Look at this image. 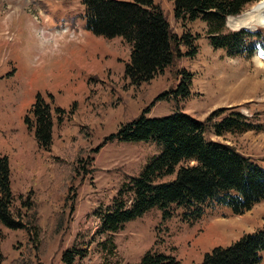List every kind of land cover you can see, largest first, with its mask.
<instances>
[{
	"label": "rangeland",
	"instance_id": "374dc122",
	"mask_svg": "<svg viewBox=\"0 0 264 264\" xmlns=\"http://www.w3.org/2000/svg\"><path fill=\"white\" fill-rule=\"evenodd\" d=\"M153 2L162 8L173 32L197 34L198 52L192 58H178L173 66L138 85L125 77L130 45L119 36L107 38L87 29L83 42L69 46L61 58L39 71L25 67L18 46L0 43V55L6 53L8 57L0 64V157L8 160L11 211L25 223L31 217L39 219L41 236L50 231L49 225L59 214L64 225L43 254L31 241L34 227L12 229L0 225V264H12L23 256L24 249L31 253L25 264H64L66 251L75 253L72 264H138L147 250L173 256L180 264H192L213 246L228 245L245 232L264 228V200L241 214L209 201L201 206L199 217L189 209L178 208L164 219L158 208H152L112 235L113 252H105L102 247L105 243L110 249L111 244L107 234L99 232L100 215L111 207L122 184L140 174L162 150L161 144L151 141H103L145 109L146 117L181 110L209 122V115L219 109L224 110L220 116H213L214 120L231 110L241 112L253 125L249 130L217 136L206 122L204 136L233 146L264 169V72L251 66L243 55L212 46L203 21L184 25L176 21L170 0ZM42 6L57 19L84 18L81 0H42ZM237 19L227 18L226 31ZM259 34L264 37V33ZM256 54L264 57V50L258 49ZM175 68L193 74L190 95L155 100L158 94L175 89L179 82ZM37 93L46 101L52 94L51 106L64 110L60 121L54 112L49 149L39 146L33 129L29 131L24 122ZM84 120L90 125L88 140L80 138ZM64 144L72 145V154L81 157L75 165L74 179L65 184L61 180L65 169L61 173L51 168V160ZM95 147L96 152L92 150ZM65 195L63 203L60 197ZM26 202L27 206L23 204ZM258 264H264V259Z\"/></svg>",
	"mask_w": 264,
	"mask_h": 264
},
{
	"label": "trees",
	"instance_id": "16d2710c",
	"mask_svg": "<svg viewBox=\"0 0 264 264\" xmlns=\"http://www.w3.org/2000/svg\"><path fill=\"white\" fill-rule=\"evenodd\" d=\"M170 1L176 21L183 25L197 19L206 23L209 42L215 48L242 55L243 49L247 47L251 53L252 41L262 37L259 33L252 34L247 31H226V17L238 13L250 0ZM81 3L86 5V8L83 7V14L90 32L107 38L119 36L130 45L124 74L133 85L153 79L165 68L173 66L178 58H192L198 52L197 34L187 30L181 34L173 32L164 11L153 0H81ZM174 72L179 77L175 89L158 94L155 100L169 97L177 100L190 95L193 74L178 68ZM52 99V94H48L46 101L41 93H37L24 116L27 129H33L37 143L44 149H49L52 143L54 112L57 121L61 120V114L64 113L62 108L51 106ZM223 110L212 112L208 117L211 119L209 122L181 110L161 117H146L145 109L104 139L103 144L117 139L123 142L153 141L162 145L161 152L146 163L139 175L130 177L122 184L111 207H107L100 215L99 232L107 234V242L111 244L110 249L105 243L102 244L105 252H113L115 248L111 241L114 233L120 231L125 223L142 216L152 208H158L164 219L170 218L173 209L178 208L189 209L194 216L199 217L201 206L209 201L226 205L233 213L241 214L264 200V169L233 146L217 140H207L204 136L206 122L217 136L228 132H244L253 127L239 111L231 110L214 120ZM86 120L80 124L81 140L89 138L90 125ZM82 148L86 149L87 146ZM72 149V145L64 144L54 160H51L52 170H61L62 173L65 169L61 176L63 184L74 179L77 170L75 165L81 160L79 154H72ZM92 150L96 152L98 147ZM192 160L195 164L188 165V161ZM7 161L6 156L0 157V225L12 229L34 227L35 238L31 237V241L36 251L43 254L63 230V215L59 214L53 220L52 226L49 225L50 231L44 232L42 236L39 235V219L31 217L25 223L19 215L16 217L11 211L12 193ZM169 176L173 177L160 181ZM60 198L63 203L66 202V195ZM23 204L28 205L27 202ZM262 251L264 228L243 233L227 246L212 247L197 264H257L261 260ZM21 254L23 256L18 257L12 264H25L31 256L25 249ZM74 254L73 251H66L63 254L64 264H72ZM138 264L180 262L173 256L147 250Z\"/></svg>",
	"mask_w": 264,
	"mask_h": 264
},
{
	"label": "clouds",
	"instance_id": "9594fccd",
	"mask_svg": "<svg viewBox=\"0 0 264 264\" xmlns=\"http://www.w3.org/2000/svg\"><path fill=\"white\" fill-rule=\"evenodd\" d=\"M235 15L238 19L232 32L264 33V0H250ZM87 34L85 18L57 19L42 6V0H0V43L18 46L29 71L43 70L61 58L66 48L83 42ZM257 47H264V39L252 41L251 53L245 47L242 55L264 72V57L256 54ZM7 59L6 53L0 55V64Z\"/></svg>",
	"mask_w": 264,
	"mask_h": 264
},
{
	"label": "bare ground",
	"instance_id": "6f19581e",
	"mask_svg": "<svg viewBox=\"0 0 264 264\" xmlns=\"http://www.w3.org/2000/svg\"><path fill=\"white\" fill-rule=\"evenodd\" d=\"M231 17H232V16H231ZM231 17H230V18H231ZM233 17H234V16H233ZM230 18H229V19H230ZM236 18H237V17H236Z\"/></svg>",
	"mask_w": 264,
	"mask_h": 264
}]
</instances>
